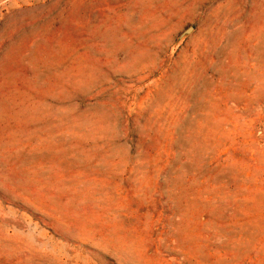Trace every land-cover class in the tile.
Here are the masks:
<instances>
[{
	"label": "rangeland",
	"instance_id": "rangeland-1",
	"mask_svg": "<svg viewBox=\"0 0 264 264\" xmlns=\"http://www.w3.org/2000/svg\"><path fill=\"white\" fill-rule=\"evenodd\" d=\"M0 264H264V0H0Z\"/></svg>",
	"mask_w": 264,
	"mask_h": 264
}]
</instances>
